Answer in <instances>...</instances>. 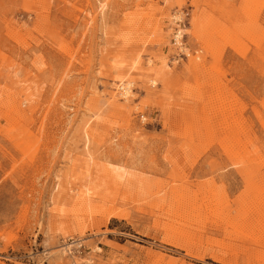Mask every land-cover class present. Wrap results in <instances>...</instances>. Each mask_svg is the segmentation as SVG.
<instances>
[{
    "label": "rangeland",
    "instance_id": "374dc122",
    "mask_svg": "<svg viewBox=\"0 0 264 264\" xmlns=\"http://www.w3.org/2000/svg\"><path fill=\"white\" fill-rule=\"evenodd\" d=\"M0 254L264 264V0H0Z\"/></svg>",
    "mask_w": 264,
    "mask_h": 264
},
{
    "label": "bare ground",
    "instance_id": "6f19581e",
    "mask_svg": "<svg viewBox=\"0 0 264 264\" xmlns=\"http://www.w3.org/2000/svg\"><path fill=\"white\" fill-rule=\"evenodd\" d=\"M176 19V18H175ZM178 19V18H177ZM179 32V31H178ZM180 37H181V34L180 33H178V34H176V40L178 41L179 39H180ZM130 84H128V86H129ZM124 94L122 95V96H124L125 98H126V96H127V94L129 93V87H125L124 89ZM225 93H226V91H225ZM234 115V114H233ZM220 118V117H219ZM240 133V132H239ZM257 153V152H256ZM71 246H68V247H66L64 250L65 251H69V248H70Z\"/></svg>",
    "mask_w": 264,
    "mask_h": 264
},
{
    "label": "built area",
    "instance_id": "2783aa9c",
    "mask_svg": "<svg viewBox=\"0 0 264 264\" xmlns=\"http://www.w3.org/2000/svg\"><path fill=\"white\" fill-rule=\"evenodd\" d=\"M0 259H3V256L0 254Z\"/></svg>",
    "mask_w": 264,
    "mask_h": 264
}]
</instances>
